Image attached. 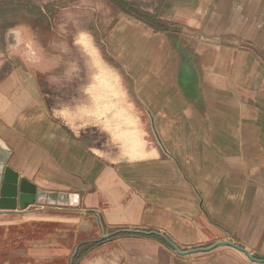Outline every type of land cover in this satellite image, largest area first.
I'll return each mask as SVG.
<instances>
[{"label":"rangeland","instance_id":"374dc122","mask_svg":"<svg viewBox=\"0 0 264 264\" xmlns=\"http://www.w3.org/2000/svg\"><path fill=\"white\" fill-rule=\"evenodd\" d=\"M158 1L0 0V114L19 131L21 178L80 193L68 227L83 241L155 230L182 251L225 237L264 258V0ZM172 38L194 53L203 106L182 93ZM114 239L143 264H262Z\"/></svg>","mask_w":264,"mask_h":264},{"label":"crops","instance_id":"0c3cea01","mask_svg":"<svg viewBox=\"0 0 264 264\" xmlns=\"http://www.w3.org/2000/svg\"><path fill=\"white\" fill-rule=\"evenodd\" d=\"M161 1L163 0L158 2ZM164 1L175 6L200 4L198 0ZM197 11H204V9ZM20 81L25 84L27 95H39L36 82L30 81L22 75L20 77L18 75L11 76V85ZM2 99L3 96L0 92V106ZM16 136H20L19 131L0 114V138L6 143L10 153L7 166L14 169L21 177L26 175L21 172L19 167ZM70 209L68 206L37 204H31L24 209L19 206V203L15 209H0V264H143L142 250L139 249L138 261L135 256L133 257L127 249L121 246L120 240L121 243L118 239H114L116 235L110 237L109 240L92 243L101 245V249L94 251L92 259L86 252L81 258L76 256L77 259L75 258L73 262L78 246L85 241L78 239V233L74 229L69 233L68 210ZM117 235L121 236V234ZM220 240H228V238L223 237ZM220 246L232 248L227 245ZM170 247L174 250L171 245ZM206 258V261L202 260L198 264H244V260L240 257L228 256L224 252H216L213 256Z\"/></svg>","mask_w":264,"mask_h":264},{"label":"water","instance_id":"95a60500","mask_svg":"<svg viewBox=\"0 0 264 264\" xmlns=\"http://www.w3.org/2000/svg\"><path fill=\"white\" fill-rule=\"evenodd\" d=\"M175 47L179 49V55L182 63L178 72L179 86L183 95L189 99L194 100L200 106H203V94L199 91V67L194 62V53L184 46L182 40L175 38L171 39ZM10 156L8 146L0 138V209H15L18 206L26 208L31 204L37 205H59V206H77L81 202V195L77 192H65V191H50L45 190L35 183L31 182L27 178H21L19 174L7 166V160ZM136 233L141 235H155L167 241L180 255H187L197 253L201 251H211L220 245H227L233 248L243 251L252 261L264 263V258L254 257L250 251L244 246L228 240H220L219 242L199 249L181 250L176 244H174L166 235L153 231H143L134 229H121L111 233L110 235H103L99 239H92L85 241L78 246L77 251L73 257V262L78 254L80 247L84 244H92L94 242H100L109 240L110 237L117 234Z\"/></svg>","mask_w":264,"mask_h":264},{"label":"flooded vegetation","instance_id":"af4514ba","mask_svg":"<svg viewBox=\"0 0 264 264\" xmlns=\"http://www.w3.org/2000/svg\"><path fill=\"white\" fill-rule=\"evenodd\" d=\"M181 63H182V60H181V62H180V65H181ZM180 65H179V68H180Z\"/></svg>","mask_w":264,"mask_h":264},{"label":"trees","instance_id":"16d2710c","mask_svg":"<svg viewBox=\"0 0 264 264\" xmlns=\"http://www.w3.org/2000/svg\"><path fill=\"white\" fill-rule=\"evenodd\" d=\"M122 1V0H121Z\"/></svg>","mask_w":264,"mask_h":264}]
</instances>
